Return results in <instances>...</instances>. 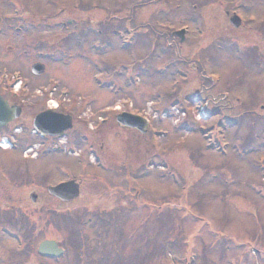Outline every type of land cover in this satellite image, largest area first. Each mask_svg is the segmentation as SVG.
I'll return each mask as SVG.
<instances>
[{"label":"rangeland","instance_id":"1","mask_svg":"<svg viewBox=\"0 0 264 264\" xmlns=\"http://www.w3.org/2000/svg\"><path fill=\"white\" fill-rule=\"evenodd\" d=\"M21 1L50 23L78 18L82 42H66L75 22L43 33L68 44L45 73L73 99L61 147L28 161L35 146L0 149V264H264V0ZM11 8L0 0V14ZM106 106L145 116L150 131L113 119L89 129ZM86 132L96 162L76 141ZM56 163L79 179L71 203L43 190L65 175ZM44 239L64 255L39 258Z\"/></svg>","mask_w":264,"mask_h":264},{"label":"flooded vegetation","instance_id":"2","mask_svg":"<svg viewBox=\"0 0 264 264\" xmlns=\"http://www.w3.org/2000/svg\"><path fill=\"white\" fill-rule=\"evenodd\" d=\"M2 1L7 2L8 6L12 8L10 12H7L8 14H0V96L7 101L8 105L20 106L21 112L19 117L15 121L9 123L5 128L1 130H6L5 135L15 141V143L19 147H21L23 141H21V138H18L17 133L21 134L22 137H31V140H24L25 144L23 145L24 152L32 151L33 148L31 146H35L36 148V153L34 155H25V158H23L24 160L28 161L29 158L33 159L39 158L40 156L44 157L46 155H49L42 153L48 146L52 144L55 145L60 141L56 137H40L39 134L35 133L36 137L38 136L39 139L37 138V140L39 141L37 143V146L33 144L32 138L34 137L30 135V127L32 126L33 117L45 110H49V115L74 114V104L65 106V104L69 101L70 103H73V99L70 100L68 98L69 93H66L64 91H57L54 87H52L50 90L46 89V87H43L48 81L45 74L38 75L33 72L32 67L34 64L41 62L44 63L46 61L45 54L47 44L53 43L52 46H59V41H57L56 43L51 42L52 40L50 39V36L44 35L43 33L46 32L45 29L52 30L57 28L54 26H50V24L55 26L61 25L64 26L65 29V27H71L75 22V26H72L73 28L71 29V31H67L70 35V37L66 40V42L68 43V41H76L79 27L76 20H63L61 18L54 19L53 16H51V18L54 20H52V22L50 23V17L46 19L42 14L31 11L30 8H27V10H25L23 1L21 0ZM14 6H18L20 10H13ZM59 16L62 17V15ZM66 46L67 44H64L61 48H56L58 50H61ZM9 55H12V58L7 59ZM14 62H16V64H13ZM18 64L20 65L15 67ZM49 82H51V80H49ZM41 83H44V85H39ZM30 84L36 85L34 86V89L36 88L35 91H32L33 96H30L28 94ZM59 85L68 87L61 81ZM62 94L64 95L61 96ZM30 97L32 98L30 99ZM108 108V106L104 107V109ZM110 114L112 113L107 112L105 116L96 117L95 124L93 125H90L91 121H86L88 122V127L91 130H99V126L105 125L107 121L111 120ZM114 115H112V118ZM23 117L26 118L25 122L22 121V123L19 124L18 121L22 120ZM116 128L120 129L122 132L126 129L119 125H116ZM14 129L15 131H13ZM129 131L136 132L137 130ZM92 136L88 133L90 144L91 146H94ZM41 138L42 140L40 141ZM55 141L57 142L54 143ZM54 167L56 168L57 172L66 170L65 176L63 178L60 177L57 180H54V182L50 184H57L74 177V175L71 173L72 170H70L67 165H64L63 163H56ZM47 184L48 183H46L45 185ZM56 200L64 204L71 203L73 201H62L59 198H56Z\"/></svg>","mask_w":264,"mask_h":264},{"label":"water","instance_id":"3","mask_svg":"<svg viewBox=\"0 0 264 264\" xmlns=\"http://www.w3.org/2000/svg\"><path fill=\"white\" fill-rule=\"evenodd\" d=\"M230 22L234 26L239 25V22L237 21L236 17H232L230 19ZM177 35L181 36V33L178 32ZM17 113L18 111H10V110L8 111L7 106L0 99V126L4 125L7 121L12 119L14 116H17ZM118 121L127 126H131V127L136 126L142 129L141 126L137 123V121H135V116L122 114V115H119ZM72 183L73 182L61 184L56 187H50L49 191L58 197H62L64 195L65 197H68V198L76 197L78 195L77 185L72 184ZM38 252L42 255L52 256V255L59 254L61 250L56 247V244L54 241L46 240L40 244L38 248Z\"/></svg>","mask_w":264,"mask_h":264}]
</instances>
